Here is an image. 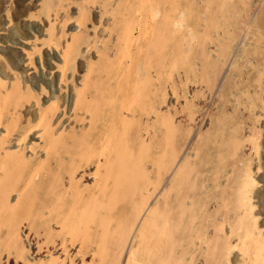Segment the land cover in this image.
Instances as JSON below:
<instances>
[{
  "label": "rangeland",
  "instance_id": "374dc122",
  "mask_svg": "<svg viewBox=\"0 0 264 264\" xmlns=\"http://www.w3.org/2000/svg\"><path fill=\"white\" fill-rule=\"evenodd\" d=\"M86 1L0 0V100L17 89L27 97L25 104L19 106L15 114L13 110L3 112L0 137L6 132L7 122L17 120L23 125L28 119L32 121L56 101L57 96L59 100L63 99L60 101L62 108L57 109L51 120L52 130L56 136H81L90 127L91 118L89 112L74 109L76 94L83 86L96 87L95 89L100 90L97 94L104 97V103H108L107 107L112 111L117 112L119 105L122 106L121 112L125 115L122 114L121 119L126 124L116 131L121 136L117 140L120 145L107 151L108 155H113V159L105 161L101 157L103 167L115 164L118 168L119 156L124 154L123 167L127 164L130 169L136 164L140 169L139 178L150 182L157 166L164 164L166 153L172 150L178 153L173 167L167 170L154 190H149L147 204L134 230L156 202H163L171 179L175 178L180 165L189 160L196 168L189 182L192 183L197 178V200L202 206L197 212L198 218L192 219V209L190 213L189 210L185 213L183 227L178 234L184 240L176 244V255H182L183 264H206L207 253L218 242L220 249L226 246L232 248L228 264H243L244 254L239 246H235L238 242L237 231L231 229L236 224V216L232 211L228 212L225 204L228 194H232L231 186L234 185L241 166L248 165L257 181L252 201H257L258 196L255 194L260 189L264 191V0H226L225 4L224 0H219L215 3L217 6L209 3L211 8L203 7L202 24L200 22L197 25V40H193L188 56L182 55V45L175 41L167 44L157 42L165 46L158 44V48L156 41L148 46L142 44L137 38L141 32L138 22L134 44L126 49L119 44L117 37L121 26L113 24L111 12L101 18L100 3H89L88 10H83V3ZM118 1L120 0H109L107 8H116L115 4L120 3ZM127 3L131 10L138 7L136 1L130 0ZM243 8H246L248 16L241 21L238 19V10ZM81 11L88 17L85 32L92 37L96 35L97 41L91 39V43H83L77 51L73 39L83 32L82 27H77ZM205 12H211L206 14L209 23L205 21ZM137 18L134 20L138 21ZM67 47L73 48H69L66 53ZM221 47L222 52H225L224 56L221 55ZM125 51L132 55L123 58ZM160 53L162 54L159 55ZM137 93H142L143 96L148 94L144 105L148 108L132 117L126 105L130 104ZM66 97L69 98L68 102H64ZM8 101L3 103L2 100L0 103L5 106ZM140 104L143 103L138 100L130 108L134 109ZM131 126L132 132H129ZM5 135L6 133L2 137L11 140L4 147L10 148L8 145H11V149H15L17 134L8 135L9 137ZM38 135L40 132L30 135L26 144L27 155L36 161L46 156L44 138ZM32 145L33 150L30 148ZM139 154L144 155L141 161H138ZM96 166V162H93L85 176H81L80 172L76 176L78 179L75 178L79 189L84 191V196L91 194ZM61 180L58 191H71L70 177L66 174ZM47 182L43 180L37 183L30 216V219L33 215L36 216V221L32 224L30 219H26L23 224L13 225L9 230L6 212L3 209L0 212V223H4L0 224V264H124L133 236L120 256V251L116 252L113 248L114 240L117 239L108 235L113 226L103 232L108 243L101 234L96 236L98 241L88 235L93 245L81 247L80 240L73 244L70 240L63 241L65 231L61 222L58 218L50 219L48 212L56 193L53 195L48 189ZM22 187L23 184L16 190H11V205L17 204V200L23 196ZM65 197L70 198L71 193ZM140 198L138 196L135 201L124 203L120 207L119 215L113 219L114 226H117L116 219L129 214ZM63 207L67 210L69 204L66 203ZM90 207L85 208L89 210ZM104 219L105 222L109 221L107 217ZM95 220L96 223L99 222L97 218ZM262 222L264 214H259L258 225L264 227ZM221 225L222 231L219 230ZM218 226L220 232L216 230ZM97 229L103 230L102 227ZM92 230L94 235H91L95 236L96 229ZM105 244L107 248L104 247ZM221 259L227 262L226 259ZM53 260L56 262L52 263Z\"/></svg>",
  "mask_w": 264,
  "mask_h": 264
},
{
  "label": "bare ground",
  "instance_id": "6f19581e",
  "mask_svg": "<svg viewBox=\"0 0 264 264\" xmlns=\"http://www.w3.org/2000/svg\"><path fill=\"white\" fill-rule=\"evenodd\" d=\"M108 1L109 0H87L83 3V10H88L90 7L89 3H93L94 5V3L99 2L102 15L101 18H103V15L107 12H111L112 19L114 20L113 24L121 26L117 37L119 44L124 46L126 49L131 48V45L134 44L133 42L136 38L135 32L137 31L135 29L138 22L141 32L137 38L142 41V44L144 43L148 46L150 43H153L152 41H156L157 45L159 44L157 42L167 44L168 42L175 41L176 43H180V45H182V55L188 56L192 49L191 45L193 40H197V25L201 22V18H203V16L201 17V9L205 6L208 9L210 4L214 5L219 0H133L137 2L138 6L135 10H131L130 4L127 3L128 1L130 2V0H127V2L126 0H123L122 2L121 0L118 1L120 3H116V8L113 7L111 10L107 8V4H109ZM225 2L227 1L224 0L223 3L225 4ZM112 3L113 2H111V4ZM211 7L212 6L209 8ZM213 8L210 10H213ZM208 13L209 12H205V16ZM247 13L246 8H243L242 10L240 9L238 10L239 18H237L244 21L246 19V15L248 16ZM209 14H211V12ZM136 17H138V21L134 20ZM207 17L208 15L206 18ZM87 19V14L84 13V11H81L77 27H82V33L84 34L80 33L77 36L75 35L76 37L73 39L75 46L77 45V51L83 43L89 44L91 43V39H93L94 42L97 41L96 35L95 37H92L86 33ZM208 20L209 18L205 21ZM207 23H209V21ZM207 23L206 27L208 25ZM153 27L155 30H153ZM204 36L205 35H202V37ZM137 43H139V41ZM199 43L201 44V42ZM69 48L65 51L66 53ZM159 49L161 51V48ZM220 51H223L222 47ZM161 54L162 53L159 55ZM223 54H225V52H222L221 55ZM131 55L132 53L125 51L123 52L122 57H130ZM137 71L141 70L137 69ZM84 84L86 85V83ZM83 87V89L77 91L76 99L74 101V109L89 112L91 122L88 130L79 137H71L68 135L56 136L55 132L52 130L51 120L57 109L61 106L60 103L62 104V102H60L62 98L59 100L58 96L56 101L54 100L45 108V110L43 109V111H41L38 116L34 117L32 121L28 119L23 125L18 123L17 120H10L6 123L5 136H10L14 133L17 134V147L13 150L11 149L13 148L11 145H8L10 148L4 147V145H6V143L11 139L2 137L5 133H2V136L0 137V204L2 205H0L2 207L0 208V212L2 209L3 212H6L9 230L13 225H19L24 220L30 219V216L32 215V203L37 193V183L44 180L48 181V189L53 192V195L56 193V198L53 202H51L52 206L48 208V212L50 214V219L58 218V221L61 222V227L65 231L62 235L63 241L66 242L67 240H70L73 244L75 241L77 242V240H80L81 247L87 244L93 245V241L88 238V235L90 238H96V236H100V234L103 236L105 235L103 233L104 230L113 226V229L109 230L111 233H108V235H111V237L115 236L114 239H117L116 241L114 240L115 245L113 244V248L114 251H120V256L125 252V247L133 236L130 248L126 252L124 264H183L184 261H182V255H176V253H178L176 244H178V241L181 243V241L184 240L182 235L178 236V234L183 227L185 213L188 210L190 213V210L192 209V213L194 212L192 219H194L197 217V212L202 206L199 200H197V192L199 191L196 183L197 178L196 180L194 179L192 183L189 182L192 175L196 171L194 163L192 164L191 161L186 160L183 165H180V168L174 176L175 178L171 179L170 187H168L165 191L166 193L164 195L163 202L161 204L156 202L155 205L152 206L148 213L143 216V221L135 231L134 226L137 220L139 221V218L145 208V204H147L146 198L147 195H149V190H154L158 186L159 182L162 181L167 170L169 171L173 167L178 153L176 150L166 153L167 157L165 156L163 158V160H165L164 164L157 166L153 180L151 179L150 182L139 178L138 175H140V169L139 167L137 168L136 164V166L134 165V167L130 169L127 164V167L125 165L123 167L122 163L125 159L124 154L119 156L120 166L118 168H116L115 164L103 167L101 157H104L105 161H111L113 159V155H108L107 151L120 145L117 140L121 136H119L116 131L120 127L123 128L126 126L125 121L121 119V115L124 113L121 112V105H119L117 112L108 108V103L106 104L103 101L104 97L97 94L100 90L95 89L96 87ZM21 93L22 92H18L17 89L16 91L9 92V94L7 93L8 95H5L6 98L2 99L3 103L5 100L9 101L5 106H2L4 104L1 105L0 103V124L4 122L2 117L5 110H13L12 112L15 114L16 109L25 104L27 97H25V94ZM147 97L148 94L143 96L142 93H137L133 96L130 104L126 105L128 111L132 113V117H135L137 114H141L143 109H145L144 111L147 110L146 108L148 107L144 106L146 105L145 100ZM2 100H0V102ZM68 100L69 98L67 99L66 97L64 102H68ZM138 100H140L143 104H140L132 109V104L137 103ZM130 106L132 107L130 108ZM129 113H127V115H130ZM133 122L131 123L132 125L134 124ZM131 129L132 126L129 132H132ZM37 132H40V135L38 136L44 138L46 156L44 159L36 161L35 158L27 155L28 152L26 153V144L27 138L30 135H35ZM32 147L34 146H30V148ZM143 156L144 155H140V160L138 161L143 160ZM93 162H96L97 165L95 170L94 185L90 189L91 194L84 196V191L79 189V184L77 185L75 178L80 172H82L81 176H85V172L89 169ZM132 164L134 163L132 162ZM1 174H3L2 177ZM66 174L70 177V186H72V189L71 191L69 189H63L59 192V184L62 182L61 178ZM77 179L78 178H76V180ZM21 184H23L22 191L24 193L21 192L23 193V196L21 199L17 200V204L14 205L13 203V205H11L12 203L9 202L10 192L11 190H16L15 188ZM256 184L257 181L253 176L251 168L248 165L239 167L236 175V181L234 185L231 186L232 194H228L229 197L228 199L226 198L227 202L225 204L228 206V212L232 211L233 215L236 216V224L231 227V229L237 231L238 242H236L235 246H239L240 250L244 254L243 264H264V227L258 225V215L264 214V191L262 192L260 189L257 192L258 195L255 194L258 196L257 201H252L254 196L252 193L254 192ZM68 193H71L72 198L70 197L71 199L68 198L69 201H66L67 198L65 195ZM138 196L141 197L140 201L125 217H118L116 219L117 226H114L113 222L115 220L113 221V219L115 216L119 215L118 212L120 207H122L124 203L135 201ZM66 203L69 204L67 210L63 207ZM189 203L190 205H188ZM87 206H91L88 208L89 210L85 208ZM256 206H258V209H256ZM106 217L109 218L108 222L104 221V218ZM95 218L99 221L97 222L98 224L96 223ZM30 220L32 224L36 221V216L33 215ZM93 220H95V223ZM223 224L224 223H222V225ZM262 224H264V222H262ZM97 227H102L103 230L98 231ZM92 228L96 229L94 231L95 236H93V232L91 233ZM196 228L197 225L195 229ZM221 228H223V226L220 227V229L219 226L215 229L219 231ZM9 230L8 233L10 234ZM199 231L201 230L199 229ZM232 233L234 234L235 232L232 231ZM103 238L106 243L109 242L106 241L104 236ZM97 239L98 237L96 240ZM216 241H218V238H216ZM191 243L193 242L191 241ZM217 243H214V246H211V251L207 253L208 257H206L207 262L205 260L206 264L229 263L228 258L232 253V248L223 245L226 247H222L220 249L218 248ZM211 244H213V241ZM97 247H99V244H97ZM104 247L107 248L106 244ZM104 256L102 258H104ZM221 257L226 259L227 262H224ZM117 260H119V257ZM53 262L54 260L52 263ZM189 264L191 263L189 262Z\"/></svg>",
  "mask_w": 264,
  "mask_h": 264
}]
</instances>
